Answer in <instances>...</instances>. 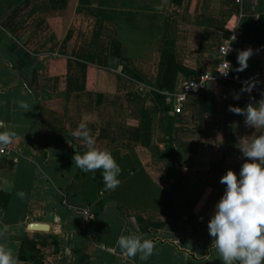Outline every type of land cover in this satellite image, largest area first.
<instances>
[{
  "label": "crops",
  "instance_id": "crops-1",
  "mask_svg": "<svg viewBox=\"0 0 264 264\" xmlns=\"http://www.w3.org/2000/svg\"><path fill=\"white\" fill-rule=\"evenodd\" d=\"M232 34L234 68L252 47L239 72L264 89V0H0V120L15 134L0 153V242L18 264H222L208 232L220 177L264 133L229 105L264 96L219 82L182 104L175 94L214 70ZM81 123L120 165L115 190L75 165ZM122 234L151 239L153 254L125 257Z\"/></svg>",
  "mask_w": 264,
  "mask_h": 264
},
{
  "label": "clouds",
  "instance_id": "clouds-1",
  "mask_svg": "<svg viewBox=\"0 0 264 264\" xmlns=\"http://www.w3.org/2000/svg\"><path fill=\"white\" fill-rule=\"evenodd\" d=\"M230 50L231 41L221 50L224 58ZM253 54L252 47L237 50L238 71L248 67ZM121 70L122 66L116 69ZM229 70L221 73L226 76ZM255 84L254 80L245 81L240 92L250 93ZM240 92H234L233 98L239 99ZM21 107L27 108V104L21 102ZM229 110L243 115L246 126L264 128V98L244 108L229 105ZM0 129H4L0 131V151H3L15 134L5 127L2 120ZM73 136L81 138L89 146L82 154L79 150L75 152L72 157L75 165L84 172L102 169L104 190H115L121 182V168L111 152L96 146L95 138L84 123L73 132ZM240 151L241 158L247 159H243L239 172L229 168L220 177L224 191L208 220L211 247L216 249L222 264H264V133L245 138L240 143ZM17 195L23 198L25 193L19 191ZM6 231L7 226L0 228V238ZM117 245L125 257L139 254V258L145 261L154 251L151 239L134 234L120 235ZM0 264H18V257L6 242H0Z\"/></svg>",
  "mask_w": 264,
  "mask_h": 264
},
{
  "label": "built area",
  "instance_id": "built-area-1",
  "mask_svg": "<svg viewBox=\"0 0 264 264\" xmlns=\"http://www.w3.org/2000/svg\"><path fill=\"white\" fill-rule=\"evenodd\" d=\"M231 41V50L225 56L222 54V49L227 46V44ZM238 41L237 34H232L228 41L223 43L219 47V61L212 71L204 72L200 76L190 78L186 84L184 85L181 92L175 94L176 102L179 104L184 103L190 96L197 94L198 92L207 89V87L214 83L219 82L223 85H234L239 84L243 85L245 81H249L250 79L244 75L243 73L236 70L233 66L231 57L236 52V42ZM230 68V70H229ZM229 70V73L225 76L221 72H226ZM252 91L255 95L264 96V89L258 83L255 84ZM9 151L6 146L3 151H0L1 154H7ZM86 219L91 217V212L89 209L85 211Z\"/></svg>",
  "mask_w": 264,
  "mask_h": 264
},
{
  "label": "rangeland",
  "instance_id": "rangeland-1",
  "mask_svg": "<svg viewBox=\"0 0 264 264\" xmlns=\"http://www.w3.org/2000/svg\"><path fill=\"white\" fill-rule=\"evenodd\" d=\"M208 119H210V120L206 121L207 119L204 117V121H205L204 123L207 124L208 127L213 126L216 129L217 125L221 126V123L216 118L208 117ZM211 119H213V120H211ZM230 123L231 122H225L224 125H228ZM193 124H194L195 127H197L199 125L197 123H193ZM207 139H208L209 142H212V140H214V137H213V135L211 133H209L207 136L196 135V136L193 137V141L195 143H200L201 142L203 144L205 141H207ZM211 153H213V151H211Z\"/></svg>",
  "mask_w": 264,
  "mask_h": 264
},
{
  "label": "water",
  "instance_id": "water-1",
  "mask_svg": "<svg viewBox=\"0 0 264 264\" xmlns=\"http://www.w3.org/2000/svg\"><path fill=\"white\" fill-rule=\"evenodd\" d=\"M30 228L32 230H46V229H48L47 226L42 225V224H31Z\"/></svg>",
  "mask_w": 264,
  "mask_h": 264
}]
</instances>
